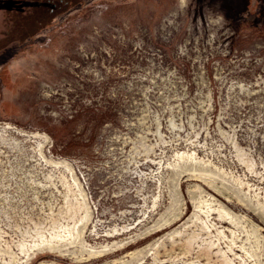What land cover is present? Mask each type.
Returning a JSON list of instances; mask_svg holds the SVG:
<instances>
[{
	"label": "rangeland",
	"instance_id": "1",
	"mask_svg": "<svg viewBox=\"0 0 264 264\" xmlns=\"http://www.w3.org/2000/svg\"><path fill=\"white\" fill-rule=\"evenodd\" d=\"M70 3L0 8V264H264V0Z\"/></svg>",
	"mask_w": 264,
	"mask_h": 264
},
{
	"label": "flooded vegetation",
	"instance_id": "2",
	"mask_svg": "<svg viewBox=\"0 0 264 264\" xmlns=\"http://www.w3.org/2000/svg\"><path fill=\"white\" fill-rule=\"evenodd\" d=\"M71 1L73 0H0V8L13 14L14 19L9 20L10 25L13 27L15 22L19 21L18 19L25 17L24 15L29 17L34 14L35 9L39 15L43 12V9H46L50 14L61 13L66 10L68 5H71ZM79 5L80 3H78ZM43 17L41 18L42 21H46V15Z\"/></svg>",
	"mask_w": 264,
	"mask_h": 264
},
{
	"label": "bare ground",
	"instance_id": "3",
	"mask_svg": "<svg viewBox=\"0 0 264 264\" xmlns=\"http://www.w3.org/2000/svg\"><path fill=\"white\" fill-rule=\"evenodd\" d=\"M178 155L182 156L183 154L182 153L181 154L178 153ZM200 204L203 205V207L205 209L204 214H206V215H208L209 213H211V214H217L219 217H222L224 219L226 218L229 222H231L232 218L230 217L229 213L226 212V211H224L223 209H221L219 207H212V205L210 203L205 205V202H202ZM198 220H200V219L198 218ZM219 233H220V231H219ZM224 261H225V264H229L230 263L227 258H225Z\"/></svg>",
	"mask_w": 264,
	"mask_h": 264
}]
</instances>
